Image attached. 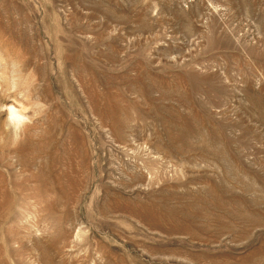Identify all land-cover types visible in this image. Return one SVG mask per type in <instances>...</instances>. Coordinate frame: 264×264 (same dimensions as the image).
<instances>
[{
	"label": "rangeland",
	"instance_id": "374dc122",
	"mask_svg": "<svg viewBox=\"0 0 264 264\" xmlns=\"http://www.w3.org/2000/svg\"><path fill=\"white\" fill-rule=\"evenodd\" d=\"M0 264H264V0H0Z\"/></svg>",
	"mask_w": 264,
	"mask_h": 264
}]
</instances>
